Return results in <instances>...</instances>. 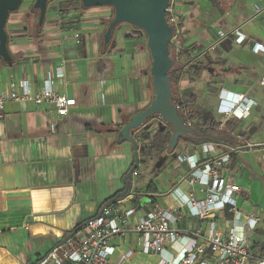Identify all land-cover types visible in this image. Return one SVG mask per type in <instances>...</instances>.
<instances>
[{
  "label": "crops",
  "instance_id": "1",
  "mask_svg": "<svg viewBox=\"0 0 264 264\" xmlns=\"http://www.w3.org/2000/svg\"><path fill=\"white\" fill-rule=\"evenodd\" d=\"M69 2H49L40 25L32 0L11 12L6 25L12 61L0 56V95L20 90L23 81L37 92L48 70L64 67L65 77L57 79L54 88L74 99L75 105L66 116L46 105L24 107L18 101L6 103L0 111V264H34L124 190L123 177L134 164V149L127 143L116 146L118 127L154 97L143 31L119 26L105 45L104 33L114 10L82 9ZM171 6L179 29L173 43L175 49L181 48L177 95L192 101L196 121L220 122L219 129L226 130L219 102L216 117L203 100L206 95L219 101L223 89L243 94L253 104L250 114L237 120V128L221 137L225 144L204 140L196 145L181 139L185 146L179 150L180 141L174 152L169 149L160 157L146 158L141 135L148 126L137 130L140 165L133 190L139 195L122 205L137 207L141 213L157 204L173 209L179 205L180 192L201 201L205 194L200 186L185 179L193 169L188 162L180 164L177 155L194 150L203 162L228 153L229 161L220 171L227 182L240 186L235 194L238 207L264 219V51L253 50L257 43L264 45V0H171ZM236 28L246 36L243 42L233 36L219 38L220 31ZM75 34H80L79 42ZM148 128L154 134L159 127L154 132ZM203 144L214 145V150L203 152ZM141 163L148 174L144 179ZM217 216L219 228L228 233L232 216L227 211ZM176 226L185 235L204 230L207 222H200L185 207ZM137 237L134 233L114 237L110 260L116 262L132 249L127 263L140 264L134 260L145 258L159 264L162 256L143 253ZM180 247L179 242L176 249Z\"/></svg>",
  "mask_w": 264,
  "mask_h": 264
},
{
  "label": "built area",
  "instance_id": "2",
  "mask_svg": "<svg viewBox=\"0 0 264 264\" xmlns=\"http://www.w3.org/2000/svg\"><path fill=\"white\" fill-rule=\"evenodd\" d=\"M256 11H260L258 6ZM167 19L176 26V36L179 29L171 5L167 10ZM218 34L219 38L233 36L239 43L246 38L240 28L229 33L220 31ZM75 38L79 42L80 34H75ZM214 48L215 43L210 49ZM253 50L262 52L264 45L257 43ZM64 77V67H58L54 72L48 70L37 92H33L28 82L23 81L20 90L13 89L8 94L0 95V111H3L6 103L18 101L24 107L29 103L35 106L46 105L60 116L68 115L75 100L59 94L54 88L56 80ZM252 104V100L243 94L223 89L220 92L218 112L225 121L240 120L250 114ZM184 118V122L191 126L192 120L188 119L190 116L185 113ZM213 150L212 144L202 146L205 153ZM177 161L180 164L189 163L193 170L185 179L188 178L191 186H200V191L205 194L203 200L199 201L192 194L187 196L180 192L177 207L168 209L157 204L144 213L137 207L125 208L121 206L122 202L112 204L100 215L85 220V225L73 238L43 257L38 261L39 264H125L130 261L134 251L128 249L116 262H112L110 258L115 248L111 240L130 233L139 237L143 253L162 256L159 264H264V219L255 211L245 213L238 207L235 194L241 188L234 181L227 182L220 171L222 165L229 161V154L200 162L195 151L188 150L177 155ZM137 175L135 171L134 176ZM185 207L200 222H207L204 230L199 228L184 235L176 226L184 217ZM222 211L232 216L233 225L229 227L228 233L218 226L217 213ZM179 242L181 247L176 249Z\"/></svg>",
  "mask_w": 264,
  "mask_h": 264
},
{
  "label": "water",
  "instance_id": "3",
  "mask_svg": "<svg viewBox=\"0 0 264 264\" xmlns=\"http://www.w3.org/2000/svg\"><path fill=\"white\" fill-rule=\"evenodd\" d=\"M23 1L0 0V56L6 62L12 61L8 50L9 36L6 25L11 12L18 10ZM51 1L53 0H34V8L39 10L40 25H43L45 21L48 4ZM81 2L86 9L102 6L113 8L114 17L104 33L105 45L111 42L114 30L122 23L138 28L146 34V46L151 57L150 74L154 87V97L150 104L145 109L133 114L129 122L118 129V142L129 140L133 144L134 164L123 177L124 190L118 192L101 208L98 213L100 215L106 207L123 202L130 196L139 195L138 192L133 190L134 172L140 165L139 151L141 148L135 132L142 127H146V123L150 119L159 116L162 123L172 126L173 135L170 141V152H174L178 142L183 138L193 141L196 145L204 140L219 144H225V142L221 139L222 135L216 137L200 136L195 128L184 122L179 108L172 101L173 92L169 72L174 66V60L171 56L170 44L175 36L176 26L170 24L167 19V10L171 5V0H81ZM221 131L223 130L221 129ZM228 146L232 147V143H229ZM238 149L242 150V148ZM84 225L85 221L76 226L54 249L63 246ZM35 264H39V262Z\"/></svg>",
  "mask_w": 264,
  "mask_h": 264
},
{
  "label": "trees",
  "instance_id": "4",
  "mask_svg": "<svg viewBox=\"0 0 264 264\" xmlns=\"http://www.w3.org/2000/svg\"><path fill=\"white\" fill-rule=\"evenodd\" d=\"M69 3H70V6H77V7H80L82 9H85L83 7V4H82L81 0H70ZM92 8H109V6L92 7ZM113 13H114V11H113ZM173 46H174V43H173V40H172V42L170 44V51H171ZM180 50H181V48H180ZM174 52H175V50H174ZM180 55H181V51H180L179 57H180ZM171 56H172V58L174 60V66L170 70L169 74H170V80H171V86H172V92H173L172 101L174 102V104H176L175 100H176V96H177V82H176V79H175V74L179 71V67H178V62H177V60H176V58L174 56V53L171 54ZM174 90H175V92H174ZM185 103H186V106L190 109L192 101L191 100H185ZM180 113L182 115V111L181 110H180ZM207 125H211V128L208 129L206 127ZM220 126H221L220 122L211 121L208 124V121H206V122H204V124H199L197 126H194V128L197 130V133L199 135H202V136H215L216 137L217 135H222V136L225 137V136H228L227 130L232 131L235 128H237V120H228V121H226V123L224 125L226 130L223 129V131H221L219 129ZM118 129H120V127H118ZM148 129L149 128L147 127L146 131L141 135V140H142V142H144L143 146H142L143 147V155L146 158H151L152 156L160 157L161 155L164 154V152L167 149H170V141H171V138H172V135H173L172 126L169 125V124L162 123L160 125V127L154 132V134H151V133L147 132ZM183 139L186 140V141L189 140V139H186V138H183ZM189 141L193 142L191 140H189ZM260 247H261V245H260ZM41 259H43V258H41ZM41 259H39L38 261H40Z\"/></svg>",
  "mask_w": 264,
  "mask_h": 264
},
{
  "label": "rangeland",
  "instance_id": "5",
  "mask_svg": "<svg viewBox=\"0 0 264 264\" xmlns=\"http://www.w3.org/2000/svg\"><path fill=\"white\" fill-rule=\"evenodd\" d=\"M32 3V0H24L23 1V3H22V7H26L27 5H30ZM110 8V10H113V8L112 7H109ZM129 24H127V23H122V24H120V25H118V27L119 26H123V28H125L126 26H128ZM144 33V32H143ZM145 34V33H144ZM146 35V34H145ZM146 39H147V37H146ZM174 50H175V47L173 46L172 47V49H171V54H173V53H175L174 52ZM152 80V79H151ZM174 92H175V90H174ZM206 96V95H205ZM205 96H204V98H203V100L204 101H206L207 102V107H208V109L210 108L213 112H214V116H216V117H218V115L216 114V107H217V103L219 102L218 100H217V97H214V96H212V97H210V98H205ZM205 99H207V100H205ZM209 101V102H208ZM191 107H192V109H193V111L196 113V109L194 108V106L191 104ZM162 124V120H161V118L159 117V116H157V117H155V118H153V119H150L149 120V123L147 124V126L148 127H150L151 129H152V132H154L158 127H160V125ZM132 144L129 140H126L125 142H118V138H117V145L116 146H118V147H121V146H123L124 144ZM140 144V143H139ZM183 146H185V144H183V142L182 141H180V143H179V146H178V148H177V150H179L181 147H183ZM167 152L169 153V149H167ZM139 168V167H138ZM138 168H137V172L139 173V171H138ZM140 172H141V178L142 179H144L145 177H146V175H148L147 173H146V171H145V168H144V165H143V163H141V167H140ZM138 176V175H137ZM121 206H125V205H121ZM168 208V207H167ZM168 209H171V208H168ZM136 240H138V244H140V239H139V237H137L136 238ZM38 260H35V262L34 263H36ZM135 261V263H140V264H155V262L157 261V260H148V259H145V258H143V260H134ZM125 264H129V263H125Z\"/></svg>",
  "mask_w": 264,
  "mask_h": 264
},
{
  "label": "flooded vegetation",
  "instance_id": "6",
  "mask_svg": "<svg viewBox=\"0 0 264 264\" xmlns=\"http://www.w3.org/2000/svg\"><path fill=\"white\" fill-rule=\"evenodd\" d=\"M179 54H180V49H175L174 56H175L176 60L179 59ZM175 102H176V104H175L176 106H177V104L178 105L181 104V105H179L180 106L179 107V111L181 110L183 112L182 113L183 116L181 115L182 118H183V120L185 119L184 118V114L185 113H187V115L190 116V118H188V119L192 120V125L190 127H193L194 128V126H197V125L201 124V123H198L196 121L195 115H194V111H193L192 107L189 109L186 106V103L184 102V100L179 95L176 96Z\"/></svg>",
  "mask_w": 264,
  "mask_h": 264
}]
</instances>
